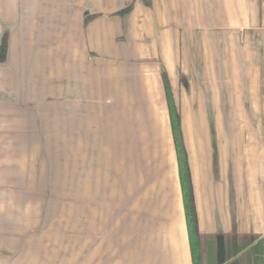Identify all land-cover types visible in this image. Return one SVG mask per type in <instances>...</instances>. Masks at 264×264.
<instances>
[{
    "label": "crops",
    "instance_id": "crops-1",
    "mask_svg": "<svg viewBox=\"0 0 264 264\" xmlns=\"http://www.w3.org/2000/svg\"><path fill=\"white\" fill-rule=\"evenodd\" d=\"M3 37L0 264H192L169 186L137 207L130 186L137 237H93L72 256L70 237L50 248L40 232L70 206L73 163H84L82 179L102 161L133 178L150 131L167 137L164 75L199 230L264 241V0H0Z\"/></svg>",
    "mask_w": 264,
    "mask_h": 264
},
{
    "label": "rangeland",
    "instance_id": "rangeland-1",
    "mask_svg": "<svg viewBox=\"0 0 264 264\" xmlns=\"http://www.w3.org/2000/svg\"><path fill=\"white\" fill-rule=\"evenodd\" d=\"M164 95L167 106V111L165 112L167 120V137L166 131L162 130L161 128L159 130L152 129L150 131L151 145L149 149H146L144 152L143 148L145 147H141L146 160L134 163V172L138 174V176L135 174V176L131 178V172H133L131 171V168H129L128 171H122V169L119 167V165H117V163L109 165L107 161H102V164H99V171H97V177L96 170H94L92 171V175H94V177L82 179V166L84 163H82V161H79L78 163H73V176L71 178L72 185L70 187L71 193L69 195L70 206L67 207L63 203V207L61 206L60 209H56V213L54 212L55 224H43L40 227L41 233L44 229H46V233L48 234V236L54 235V237L47 236L44 244L50 245V248H53L54 246L52 244L59 243V241H61V237H70V248L72 251H74L72 252V256H74L79 251H82V246L87 240L88 245L93 244L91 242V240H93V237H132L133 234V237H137V234H139L137 224H135V231H133V233H129L128 231L127 203L128 201H133V192L130 190V186H132L135 191V202L137 200V197L141 198L136 202V207L137 205L142 206L143 203L146 202H154L153 198L155 196H159L160 201H162L161 196H164L163 191H161V194L159 195L158 193H154V191L158 189V186L162 189L166 186H169L170 190L172 189V191L175 192V214L179 210L178 205H182L184 210L177 149L174 140V135L172 132V123L168 107V99L166 93H164ZM171 95L174 102L173 91H171ZM175 111L177 112L176 107ZM193 117L195 121H198L200 119V115H194ZM179 118L181 125L180 115ZM247 132L251 136H254L255 132L259 133V131L254 130ZM260 132H263L264 134V130ZM163 137H166V140ZM138 165L142 166L141 170H138ZM101 171L104 176L101 175ZM146 171L147 175L149 176L148 178L145 177ZM127 172H129L128 174H130L129 178H126ZM91 179L95 180V182L100 185V187L98 186V189H96V186L93 185L94 182ZM144 185H148L152 191H145ZM101 186H103V192L101 191ZM105 187H109L108 194H106L104 191ZM140 188H142V190H139ZM138 190L140 192L137 194ZM144 192L147 193L144 195ZM63 196L66 202V195ZM159 205L162 206V204ZM153 206L155 207V205ZM155 208L152 209V212H157ZM184 219L186 222L185 210ZM130 228H134L133 222H131ZM198 232L201 235L199 249L202 253L203 264H205L207 261L205 251L208 250V252H212V237L216 233L207 234L205 232H201L199 228ZM225 234L226 236H228V234L231 233ZM242 234L244 235L245 233H240V235ZM250 234L253 233H248V235ZM204 235H207L206 239L202 238ZM207 257H209L207 264H213L214 260L212 258V253L208 254Z\"/></svg>",
    "mask_w": 264,
    "mask_h": 264
},
{
    "label": "trees",
    "instance_id": "trees-1",
    "mask_svg": "<svg viewBox=\"0 0 264 264\" xmlns=\"http://www.w3.org/2000/svg\"><path fill=\"white\" fill-rule=\"evenodd\" d=\"M143 2L148 6L151 4V0H143ZM131 7V5H127L123 9L119 10L118 13L125 14L130 11ZM90 18L91 16H87L85 20L88 21ZM5 46L6 41L5 37H3L0 44V59L4 56ZM164 84L168 99L172 132L177 149L186 226L191 245L192 264H203L202 253L199 249L201 235L198 232L194 194L187 157L182 141L180 118L179 114L175 111V105L172 99L169 83L165 75ZM206 236L207 235H204L202 238L206 239ZM228 236L220 233L213 235V250L212 252H208V250L205 251L207 261L209 260L207 255L212 253V258L214 260L213 264H264V241L262 239H258L257 235H240L238 233H231L228 234ZM207 261L205 264H207Z\"/></svg>",
    "mask_w": 264,
    "mask_h": 264
}]
</instances>
